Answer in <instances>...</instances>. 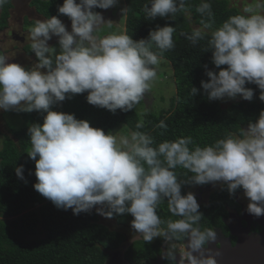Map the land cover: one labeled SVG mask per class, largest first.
<instances>
[{
	"label": "clouds",
	"instance_id": "9594fccd",
	"mask_svg": "<svg viewBox=\"0 0 264 264\" xmlns=\"http://www.w3.org/2000/svg\"><path fill=\"white\" fill-rule=\"evenodd\" d=\"M8 2L0 0V8ZM117 2L63 0L57 12L69 18L71 31L57 16L36 19L29 32L36 58L31 67L9 63L10 57L0 52V110L44 113L42 123L28 127L27 155L35 162L34 190L56 208L79 215L95 207L107 219L130 214L137 239L151 243L160 237L168 242L165 259L175 264H217L212 254H205L210 252L205 245L216 239V232L200 229V205L192 192L182 195L181 186L223 182L229 195L241 188L249 200L246 211L264 216V109L239 134L229 132L214 145L203 147L194 145L191 137L153 146V137L145 132L105 133L74 114L52 110L71 95L86 92L90 105L127 112L148 95L150 81L157 75L154 66L175 47L176 29L156 26L147 39L139 40H133L126 29L98 35L101 25L112 24L93 9L107 10ZM238 2L240 12L214 27L211 4L200 0L195 11L207 21L181 35L193 45L207 40L205 51L211 50V62L219 69L214 72L204 65L208 79L200 81V88L209 100L239 96L251 101L254 92L245 85L254 84L264 102V0ZM121 11L124 14L127 9ZM143 11L148 19L172 21L182 11L191 22L185 0H148ZM53 36L58 38V52L48 44ZM197 91L191 87L190 97ZM135 127L143 128V121ZM156 127L166 129L167 125L161 120ZM178 167L192 175L179 180ZM14 171L23 179V165ZM164 201L178 219L160 218L157 209ZM181 238L186 240L182 255L173 242Z\"/></svg>",
	"mask_w": 264,
	"mask_h": 264
},
{
	"label": "trees",
	"instance_id": "16d2710c",
	"mask_svg": "<svg viewBox=\"0 0 264 264\" xmlns=\"http://www.w3.org/2000/svg\"><path fill=\"white\" fill-rule=\"evenodd\" d=\"M123 1L127 9L124 30L133 40L147 39L149 30L156 26L167 24L176 29L173 34L175 47L162 54L173 69L175 94L170 98L169 109L148 112L143 117L138 116L135 108L127 112L117 109L113 113L88 104L85 92L69 94L71 98L54 105L53 111L74 114L76 119L86 120L91 127L100 128L105 133L120 125L128 130L145 132L153 137V146L178 137H191L193 144L201 147L214 145L216 140L224 138L229 132L239 134L240 128L246 129L249 122H255L260 110L264 109L256 85H245L254 92L251 101L239 99L227 106L223 105V100H209L200 88V81L208 79L204 65L208 70L219 71L211 62V50L205 51L206 39L193 45L181 35L189 33L192 27H199L201 20L207 21L206 16L202 17L195 11L200 0H185V6L191 12V22L185 19L182 11L175 14V21L167 17L148 19L143 11L148 0ZM208 2L212 6L214 27L229 16L238 14L242 7L230 0ZM62 3L63 0H32L30 5L41 19L51 16L62 19L66 16L57 12ZM114 6L118 7L117 3ZM12 7V0H9L0 8V33L8 28ZM93 11L98 10L94 8ZM153 51L158 50L153 47ZM191 87H196L198 91L190 97ZM43 116V112H28L25 126L19 131H12V137L7 136L0 150V217L11 219L9 222L0 220V264H114L109 260V253L119 252L126 239L123 232L111 230L101 223L95 207L88 213L73 215L71 209L56 208L33 188L36 183L35 162L27 155L31 147L27 130L33 123H42ZM161 120L167 125L166 129L156 127ZM140 121H143L144 127L136 129ZM192 146L189 145L190 148ZM19 165H23V179L18 178L14 171ZM175 171L179 180L192 175L179 167ZM192 185L195 184H182L181 194L187 193ZM36 203L37 207L34 206ZM157 214L164 221L179 218L168 211L166 201L160 204ZM132 219L127 213L111 218L116 222V229L123 222L130 224ZM160 246L161 242L157 240L151 244L136 241L126 248L123 257L129 264H150L149 261L160 254Z\"/></svg>",
	"mask_w": 264,
	"mask_h": 264
},
{
	"label": "flooded vegetation",
	"instance_id": "af4514ba",
	"mask_svg": "<svg viewBox=\"0 0 264 264\" xmlns=\"http://www.w3.org/2000/svg\"><path fill=\"white\" fill-rule=\"evenodd\" d=\"M97 12L104 14V11ZM108 16L110 15H103L105 21H108ZM188 192L195 195L200 205L199 212L202 214L199 222L200 229L202 231L213 229L216 232V239L205 245L210 250L205 254H212L217 264H264V216L256 217L246 211L249 200L244 196L243 189L238 188L233 195H229L226 185L223 182H216L192 185ZM121 226L125 229L121 232L126 239L118 252L119 261H111V263L129 264L124 260V251L129 245L142 239L136 238L138 234L128 222L119 225V229ZM156 240L161 242V252L149 261L150 264H175L174 261L163 257L168 242L163 238ZM173 242L177 252L179 251L178 253L182 255L183 242L186 243V240L183 241L181 238ZM178 253L177 259H179Z\"/></svg>",
	"mask_w": 264,
	"mask_h": 264
},
{
	"label": "rangeland",
	"instance_id": "374dc122",
	"mask_svg": "<svg viewBox=\"0 0 264 264\" xmlns=\"http://www.w3.org/2000/svg\"><path fill=\"white\" fill-rule=\"evenodd\" d=\"M31 1L32 0H12L13 7L9 12L8 28L2 30L0 33V49L10 57L8 62L18 63L26 68L31 67L32 64L36 62L35 55L30 50V28L34 25L36 19H41L40 16L36 14L34 8L30 5ZM230 2L232 4H237L239 7L242 6L238 0H230ZM117 6L118 7L113 6L107 10L98 9V11H104V14L102 15L107 14L111 16H108V21H111L112 24V27H109V22H105L101 25L100 30L97 33L98 35L102 36L111 32L124 30L126 12L124 14L121 13V10L125 9L124 1L118 0ZM25 20L29 22L26 24ZM60 20L65 24L66 28L71 31V22L69 18L66 17L65 19ZM57 39V37L53 36L52 39L48 41V44L49 46L56 48L58 52L59 46L57 44ZM154 67H156L157 75L155 79L150 81L148 95L145 94L141 101L134 106L139 117H143L148 112L158 113L162 109L167 111L170 107V98L175 94L173 69L170 62L161 58L159 65ZM239 99H241L239 96L235 99L224 98L223 105L227 106L233 101H240ZM27 114L28 112L0 110V150L3 146V141L7 136L12 137V131H19L25 126L27 122ZM116 131L117 134H126L128 129H126L125 126L120 125L112 132L114 133ZM34 206L37 207L38 205L35 204ZM99 218L100 222L106 225L109 229L112 228L111 230H125L123 226L119 229V225L116 229V222L111 219H107L101 215H99ZM0 220L9 222L11 219L0 217ZM123 223L127 224L126 222ZM41 237L43 236H38V238ZM159 238L160 237L155 238L151 243ZM109 260L112 262L119 261L118 252H111L109 254Z\"/></svg>",
	"mask_w": 264,
	"mask_h": 264
},
{
	"label": "water",
	"instance_id": "95a60500",
	"mask_svg": "<svg viewBox=\"0 0 264 264\" xmlns=\"http://www.w3.org/2000/svg\"><path fill=\"white\" fill-rule=\"evenodd\" d=\"M37 204V203H36ZM38 205V204H37Z\"/></svg>",
	"mask_w": 264,
	"mask_h": 264
}]
</instances>
